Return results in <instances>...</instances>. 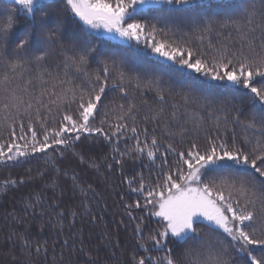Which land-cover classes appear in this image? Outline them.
<instances>
[{
  "label": "snow or ice",
  "instance_id": "snow-or-ice-1",
  "mask_svg": "<svg viewBox=\"0 0 264 264\" xmlns=\"http://www.w3.org/2000/svg\"><path fill=\"white\" fill-rule=\"evenodd\" d=\"M13 5H0V134L8 133L0 139V164L23 166L38 154L48 157L56 178L45 187L54 190L58 177L68 175L55 167L66 154L102 176L119 168L126 190L117 195L133 225L127 253L107 231L100 244L88 246L82 231L71 229L82 217L93 224L102 220L107 204L97 188L72 173L77 206L65 208L54 196L45 208L36 193L21 212L5 216L22 226L5 237L24 257L21 264H33L34 255L47 261L57 247L54 264H264V0H245L224 15L210 0ZM213 34L229 42L213 45ZM149 93L154 106L138 102ZM177 96L182 103L169 107ZM192 105L212 108L207 118L215 134ZM82 138L102 140L108 155L86 158L77 150ZM128 162L140 170L126 175ZM26 172L0 188L36 179L31 168ZM37 175H48V168ZM48 231L52 235L45 237Z\"/></svg>",
  "mask_w": 264,
  "mask_h": 264
},
{
  "label": "trees",
  "instance_id": "trees-1",
  "mask_svg": "<svg viewBox=\"0 0 264 264\" xmlns=\"http://www.w3.org/2000/svg\"><path fill=\"white\" fill-rule=\"evenodd\" d=\"M210 3L214 5V10L219 12L221 15L230 14L237 11L241 6L245 4V0H210ZM0 5H4L6 7H12L13 0H0ZM0 18H2V12H0ZM18 19L21 22V30L23 29V21L24 16L18 13ZM232 40L236 39L235 34L230 38ZM213 45H219L220 43L229 42V38L222 36L217 37L215 34L211 37ZM207 43V40L205 41ZM61 59L60 57L55 58L51 65H54L57 60ZM50 65L51 71H59ZM97 65L95 63L92 64V68H96ZM79 82V81H77ZM111 96L119 99V93L113 92ZM139 99H147L150 105L154 106L152 94L149 93L146 97L138 98ZM119 102L123 103V100H119ZM182 103L180 98L177 96L173 100H169V107L171 104ZM192 108H197L199 111V115L206 117V129L209 133L215 134V129L213 127V122L211 119L207 118V114L212 112V108L192 105ZM214 107H220L219 104L214 105ZM3 114V106L0 104V117ZM217 115H222L217 113ZM58 120L59 117H56ZM50 123H52L50 121ZM239 132V129H237ZM19 132V129H17ZM201 139L203 138L204 132L200 133ZM8 133L4 131L0 134V139H7ZM131 145L132 141L129 140L127 142ZM189 143L188 140L184 141V146ZM121 148L124 147V141H121ZM78 151H83L86 158L87 156H95L97 159H100L102 156L108 155L110 149L109 147L101 140L99 142L94 141V139H84L82 138L81 142L77 145ZM51 151H49V156H51ZM48 157L37 156V158L32 159L27 165L23 166H12V165H3L0 164V185H2L3 181L9 178L18 179L21 177H27L29 175L26 172L27 168H31V175L36 177V179L30 183H25L22 186L9 188L7 191H4L0 188V264H21L24 257L20 254L19 250L12 249L8 244L5 243V237L8 232L12 229L22 230V226L16 225L11 222V218L5 220V216L7 213L15 210L17 212H21L23 208V204L25 199L30 194L40 193L44 197L45 208H47L48 202L54 196L59 197L60 202L63 204L65 208L75 207L79 203V197L73 196L72 194V173H76L79 176V181L82 184H91L93 187L97 188L99 191L100 197H102L101 203H106L107 208L102 211L103 219L99 220L96 224L91 223L90 219L87 217L80 218L75 227L71 229L72 232H81L83 234V238L85 243L88 246H95L100 244V235L102 232H109L113 238L118 239L121 243V246L127 250L132 247V227L133 225L129 223L127 216L124 214V209L122 207V201L120 200L117 193L123 195L126 190V185L120 184V170L116 169L115 175L111 173L104 172L103 167L101 168V172H104L102 176L100 173H97L94 169L89 168L87 164H81L76 158H74L71 154H66L62 160H57L55 167L59 169H64L68 171V175L58 177L59 181V189L46 188L45 184L50 183V178H56L55 173L52 171V165L46 164L45 160ZM44 168H48V175L43 178L39 177L37 173ZM140 168L138 164L134 165L132 162H128L125 165V174L131 175L135 171H139ZM145 176L149 175L148 169L144 170ZM105 177L107 179L105 180ZM63 190V195L59 196V191ZM130 199L135 198V194H131ZM95 211H99L98 206H94ZM27 219H30L26 217ZM124 220V225H120L119 221ZM39 222V216L37 220L32 221V231L35 233L38 231L37 223ZM67 223V221H66ZM68 230H65V235H67ZM45 237L51 236L52 232L48 231L45 234ZM78 242V240H77ZM51 244V241L49 242ZM59 247H57V251L53 253L51 250L48 253L47 261L44 258L33 256V264H54L53 256L59 254ZM9 252H13L14 255L19 257V260H12ZM100 255L104 258L107 257V253L103 250L101 246Z\"/></svg>",
  "mask_w": 264,
  "mask_h": 264
}]
</instances>
